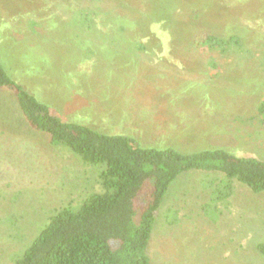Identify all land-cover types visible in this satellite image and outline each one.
<instances>
[{
  "label": "rangeland",
  "instance_id": "374dc122",
  "mask_svg": "<svg viewBox=\"0 0 264 264\" xmlns=\"http://www.w3.org/2000/svg\"><path fill=\"white\" fill-rule=\"evenodd\" d=\"M206 31L239 38L211 54L214 66L208 47L193 44ZM0 63L62 119L144 145L264 160V0H0ZM215 176L191 170L170 184L150 264H264L255 250L264 193L235 182L228 208L206 214L213 187L203 181ZM96 177L0 90V264H12L53 208L98 189Z\"/></svg>",
  "mask_w": 264,
  "mask_h": 264
},
{
  "label": "trees",
  "instance_id": "16d2710c",
  "mask_svg": "<svg viewBox=\"0 0 264 264\" xmlns=\"http://www.w3.org/2000/svg\"><path fill=\"white\" fill-rule=\"evenodd\" d=\"M238 43L236 34L211 31L200 32L193 40L195 47H208L207 63L212 66L213 52L228 53ZM1 89L15 95L33 130L47 134L51 145L66 146L93 167L99 186L75 204L53 208L34 237L10 255L12 264H150L147 248L167 190L191 170L221 174L212 183L203 181L213 187L212 201L202 205L206 214L212 210L218 214V202L228 208L235 182L253 193H264V160L257 157L237 156L220 147L183 152L172 145H144L126 133L62 119L0 63ZM256 111L264 122V97ZM255 250L264 256V240L255 244Z\"/></svg>",
  "mask_w": 264,
  "mask_h": 264
}]
</instances>
